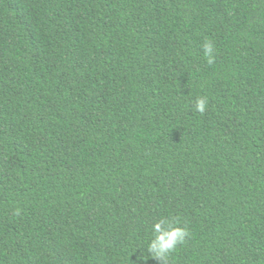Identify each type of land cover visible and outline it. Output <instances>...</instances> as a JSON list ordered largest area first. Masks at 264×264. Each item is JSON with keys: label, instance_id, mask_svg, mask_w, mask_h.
<instances>
[{"label": "trees", "instance_id": "16d2710c", "mask_svg": "<svg viewBox=\"0 0 264 264\" xmlns=\"http://www.w3.org/2000/svg\"><path fill=\"white\" fill-rule=\"evenodd\" d=\"M0 264H264V0H0Z\"/></svg>", "mask_w": 264, "mask_h": 264}, {"label": "clouds", "instance_id": "9594fccd", "mask_svg": "<svg viewBox=\"0 0 264 264\" xmlns=\"http://www.w3.org/2000/svg\"><path fill=\"white\" fill-rule=\"evenodd\" d=\"M204 56L209 65L215 62L214 44L206 41L203 44ZM209 101L206 96H200L196 99L194 110L201 114L208 109ZM17 214L18 211H17ZM152 238L148 243V251L154 259L167 261L171 254L182 245L189 236L187 227L182 226L175 218L162 217L151 226Z\"/></svg>", "mask_w": 264, "mask_h": 264}]
</instances>
